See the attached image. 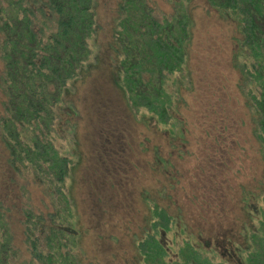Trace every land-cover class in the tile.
Instances as JSON below:
<instances>
[{"label": "rangeland", "instance_id": "374dc122", "mask_svg": "<svg viewBox=\"0 0 264 264\" xmlns=\"http://www.w3.org/2000/svg\"><path fill=\"white\" fill-rule=\"evenodd\" d=\"M153 1L172 10L167 0ZM93 2L92 61L66 95L72 107L64 104L60 113L62 124L74 127L71 193L82 234L80 264H139L135 238L147 223L148 198L174 215L172 230L182 225L207 246L239 260L244 226L257 222L263 203L264 160L234 64L240 36L236 21L208 0H189L190 82L179 89L181 129L171 133L129 108L117 84L111 45L118 0ZM2 66L0 60V74ZM3 97L0 87V114ZM43 189L11 168L0 139V208L17 250L13 264L31 259L24 240L25 206L43 213L53 208ZM174 231L163 237L169 259L176 257L179 242Z\"/></svg>", "mask_w": 264, "mask_h": 264}, {"label": "trees", "instance_id": "16d2710c", "mask_svg": "<svg viewBox=\"0 0 264 264\" xmlns=\"http://www.w3.org/2000/svg\"><path fill=\"white\" fill-rule=\"evenodd\" d=\"M167 1L171 11L153 0H118L111 45L117 84L133 114L174 133V128L181 129L176 115L179 89L190 82L187 50L193 22L189 0ZM208 1L219 14L236 21L240 36L234 64L243 78L241 89L264 160V0ZM93 3L0 0L4 96L0 139L11 168L19 176L36 179L53 203L47 213L29 205L23 210L29 264H80L77 250L82 234L71 193L77 163L70 151L74 127L63 125L60 113L64 104L72 107L66 95L91 64L89 40L96 32ZM148 199L147 223L135 238L139 264H264V196L256 210L257 222L251 216L253 222L244 226L243 255L237 261L207 246L208 241L186 232L182 225L172 230L174 215ZM170 231L179 239L173 259L167 258L169 246L163 243ZM16 252L0 208V264H13Z\"/></svg>", "mask_w": 264, "mask_h": 264}]
</instances>
